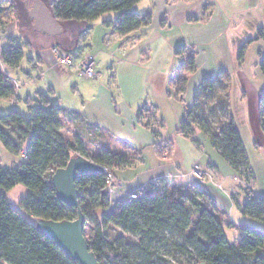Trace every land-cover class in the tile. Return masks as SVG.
<instances>
[{
  "label": "trees",
  "instance_id": "trees-1",
  "mask_svg": "<svg viewBox=\"0 0 264 264\" xmlns=\"http://www.w3.org/2000/svg\"><path fill=\"white\" fill-rule=\"evenodd\" d=\"M40 1L60 24H92L107 14L116 13L115 20L103 24L121 38L150 28L153 22L151 12L141 15L133 11L143 0ZM8 2L1 0L0 4ZM5 12L0 8V30L8 23ZM244 48L240 51V60H243ZM186 52V47L176 50L177 55ZM24 58L23 47L10 48L0 55L1 63L14 71L21 69ZM187 61L188 71L194 73L195 58L191 56ZM261 69L264 71V61ZM188 81L187 77L175 81L176 96H183ZM229 89V83L219 77L205 79L177 131L191 139L195 128L200 129L234 174L248 184L254 179L250 157L230 112L228 96L220 94L221 91L228 94ZM18 91L10 77L0 70V100L17 101ZM212 97L216 103L207 105ZM26 105L30 118L18 110L0 115V141L9 152L24 158V162L13 169L4 168L0 162V264H80L72 261L37 225L38 221L78 219V209L61 201L52 184L54 173L66 168L77 156L106 169L102 173L81 174L76 179L80 209L86 220L84 235L99 264H264V231L240 226V241L230 243L216 206L197 187L159 188V184L154 183L148 190L138 192L141 193L139 199L118 204L111 210L107 172L114 173L116 169L130 166L138 154L123 155L112 151L106 147L104 135L98 133L103 140L102 149L90 156L85 146L66 143L61 134L64 119L84 123L80 113L66 111L44 94L27 101ZM259 106L264 133V95ZM222 116L228 120H222ZM143 117L141 111L140 123ZM87 126L99 132L98 128ZM153 135L158 138L156 131ZM89 141L95 142L92 138ZM164 144L156 146L160 157ZM20 185L28 190L20 207L35 224L12 208L8 201L7 194ZM239 209L244 217L264 226V197L248 195Z\"/></svg>",
  "mask_w": 264,
  "mask_h": 264
},
{
  "label": "crops",
  "instance_id": "crops-1",
  "mask_svg": "<svg viewBox=\"0 0 264 264\" xmlns=\"http://www.w3.org/2000/svg\"><path fill=\"white\" fill-rule=\"evenodd\" d=\"M1 1V0H0ZM11 2V0H8ZM20 9L27 16L31 32L27 31L22 24V20L19 17L18 21L8 22L3 30H0V52L8 50L13 47H22L29 45V49L33 50L35 46L37 62L43 63L44 60L40 57V49L44 46H48L49 41L42 36H47L36 30L35 24L30 20L28 11L31 9L33 1L28 4L27 0H18ZM249 0H143L134 8H139L135 12L142 14L144 12H152L156 15L153 17V22L150 28L142 29L138 32L131 34L126 38L117 36L110 28L104 26L103 18L95 23L88 24L84 22H65L62 24V34L68 36V40L62 43L60 47L55 43H52L51 48L58 47L62 51L71 55L78 64L87 53V48L82 47V43L87 46L89 43V49L91 48L90 55H92L94 61L99 59L100 65L96 67L98 70V78L95 80H89L81 77L75 69H68L66 77L70 79L79 78V84L74 88L75 97H79L78 102L73 103L71 108H64L68 112H78L82 115L84 123L93 128H98L99 132L104 134L105 145L112 151L119 154L128 155L129 152L138 154L134 162L128 167H121L114 170L115 183L113 189L109 191L111 200V210L118 205L128 203L129 195L132 193L140 192L142 190H148L152 184L158 183L159 188H162L165 184L187 186L186 175L191 172L194 163H200L202 166H206L214 171L219 177L218 167L212 161L204 160L203 156L198 155L196 152H191V161H187V158L178 156L177 145L169 147L168 150H173L171 158L164 154L163 157L158 156L155 147L163 141L161 134L158 133V138L153 135L154 127L157 120L156 108L148 105V102H142L138 99V92L134 87V74L133 68L139 63L148 65L150 61V49L147 41V35L153 30L168 29L174 26L189 27L200 24L204 26L215 28V32L212 29L213 37L218 35L216 32H220L219 35L227 36V43L231 44V35H234L235 42L239 50L245 46V53L243 64L239 62V68L233 72L236 76V80L233 81L232 74L229 70H225L221 73L228 76L226 82L229 83L230 94L234 88H240L242 95V102L232 105V115L237 124L240 135L244 139L248 155L249 149L253 156L250 157L251 170L254 174V179L251 182L253 186V194L255 196L264 197V133L261 130L260 125V100L264 95V71L261 69V64L264 61V10L257 19H254L251 24L244 25V38L238 39L240 35L231 32V28L241 27V22L238 20L243 17L244 14H250L249 5L246 4ZM231 2L238 4L242 2L245 9L240 8V11H236L237 7L234 6L232 11L229 10ZM259 7H264V0H257ZM30 3V2H29ZM251 3V2H249ZM257 4V3H256ZM239 5V4H238ZM3 10L9 12V7L3 5ZM260 8H254L253 11ZM5 12V13H6ZM27 25V27H29ZM249 26V27H248ZM100 28V29H99ZM221 28V29H220ZM220 29V30H219ZM253 31V34H251ZM98 33L99 39L95 40ZM86 37V39H83ZM210 37L211 39H214ZM230 37V39H229ZM58 38V37H56ZM55 39V38H54ZM74 40V41H73ZM93 45V46H90ZM209 44L211 49L218 52L216 40H211ZM189 56L195 57L196 72L189 77L188 85L184 93L183 109L186 116V108H191L195 101V95L200 85L205 79H214L219 77L222 79V74L218 76V69L210 67L211 57L206 55L204 50L198 51L195 46L186 45ZM95 49L97 54L92 52ZM35 51V50H34ZM215 53V52H214ZM254 57V61L248 66V60ZM217 59L221 57L215 53ZM49 62L54 60V65L61 66L54 55H50ZM181 57V56H179ZM240 57V52H239ZM102 59V61L100 60ZM182 61L184 59L181 57ZM263 60V61H262ZM36 60L31 58V64L36 66ZM96 65V64H95ZM183 65V64H182ZM4 66V65H3ZM105 66V67H104ZM212 66V65H211ZM102 67V71L101 68ZM215 67V66H214ZM217 67V65H216ZM106 68L107 71H104ZM0 69L10 77L12 82L20 81L23 86L19 89V101L25 102L36 99L42 92L36 91L33 96L29 92L20 94V90L24 87L34 85L41 80H36L33 83L27 84L26 78H37L39 75H44V79L48 78L45 73L41 72L38 75H33L26 70H22V78H16L14 76L15 71L11 68L0 65ZM52 66L47 69V72H52ZM19 71V70H18ZM101 71V73H100ZM182 71V66L180 68ZM53 80H47L46 84L52 85L49 92L54 93L56 87L57 76L54 75ZM69 76V77H68ZM84 79L87 84L83 83ZM55 80V81H54ZM48 82V83H47ZM234 82H236L234 84ZM238 83V84H237ZM41 84V83H40ZM163 92V89L160 91ZM187 99V101H186ZM1 102V101H0ZM241 102V103H240ZM2 104V103H0ZM70 105V104H69ZM76 105V106H75ZM148 106L147 109H144ZM242 107V109H241ZM238 108V109H237ZM244 110V116L241 120L240 111ZM149 110L148 114L143 117L141 123L138 120L139 113L141 111ZM153 114V115H152ZM185 117H177V125L180 124ZM243 122V124H240ZM148 123L150 125H148ZM159 123V121H158ZM159 124L164 126L163 121ZM242 128V130H241ZM244 131V136L242 134ZM200 146L199 144H197ZM167 146L162 145V149ZM249 147V148H248ZM102 149V147H101ZM100 149V151H101ZM194 150V149H193ZM192 151V150H191ZM160 181H165L161 182ZM203 190L210 198L212 203L218 208V210L226 218V225L229 223L238 226H248L261 231H264V226L255 222L254 220L244 217L241 214L238 204L242 205L246 202L247 196H244V200H237L235 193L230 190L218 189L213 183L203 182L202 180L195 179L192 183ZM235 196L234 199L232 197ZM237 199V198H236ZM243 201V202H242ZM230 220V221H229ZM229 221V223L227 222ZM228 223V224H227ZM225 224V223H224Z\"/></svg>",
  "mask_w": 264,
  "mask_h": 264
},
{
  "label": "rangeland",
  "instance_id": "rangeland-1",
  "mask_svg": "<svg viewBox=\"0 0 264 264\" xmlns=\"http://www.w3.org/2000/svg\"><path fill=\"white\" fill-rule=\"evenodd\" d=\"M8 1V0H7ZM31 1L33 0H27L28 4H31ZM217 1V0H216ZM251 2V3H249ZM22 2H18V0H11L9 1L6 5L9 7V12L5 13V20H8V22L11 21H18V18L20 17L22 20V24L25 26L27 31L31 32V27L29 26L27 16L24 15V12L20 9V4ZM257 3V4H256ZM239 4V5H238ZM235 4L231 2L229 5V10L232 11L234 6L237 7L236 11H240V8L245 9L244 5L242 2ZM246 4L249 5V10L250 14H244L241 19L239 18L238 20L241 22V27L239 28H231V32H235V34L240 35L238 39H243L244 38V25L245 28L247 27V24H251V22L254 19H257L258 14L260 15L263 13L264 7H259V2L257 0H249ZM231 6V7H230ZM0 8H3V5L0 4ZM260 8L259 10L253 11V9ZM139 8H134L133 11L138 10ZM147 12L142 13L141 15L146 14ZM152 13V12H151ZM153 14V13H152ZM156 14H153V17ZM117 17L116 13H110L107 14L103 17V20L105 21H113ZM27 25L29 27H27ZM205 24H200L199 26L196 25L194 27L189 26V27H180V26H174L171 29H160V30H153V32L148 33L147 35V41L150 49V61L148 62V65H145L144 63H139L137 64L136 67L133 68V73L134 77V87L136 88L135 90L138 92V99L142 102L147 103L150 106H153L156 108L157 112V120L159 123L163 121V125L157 123L153 125L154 130L159 132L161 134V137L163 138V143H169L166 144L162 151H163V156L164 154L170 155V151L168 150L169 147H173V145H177L176 147L180 149V152H178V156L182 159L183 155L184 157L187 158V161H191V156L193 152H196L198 155L203 156L204 160L206 161H212L219 169V173L221 174V177H219L212 169L202 166L200 163H194L192 166L191 172L188 174L189 176L192 177V181L188 182L187 186H193L192 183L196 179V177L193 175L195 172L193 170L194 166H197L199 168L200 172L204 174L202 181L203 182H210L213 183L218 189L222 190H227L230 192L235 193V196L232 197L234 199V202H237V200H244V196L248 195L255 196L253 194V186L252 183L246 184L241 180L238 176H236L232 170V168L229 166V164L217 153V151L212 147L210 140L208 137L203 134V132L195 128V133L193 135V138H185L184 136L180 135L177 131L179 124L177 125V117H185V111L183 109V101L184 94L182 97H178L174 94L175 92V81L179 78H185L191 77L194 73H190L188 71V62L187 59L191 56H189L188 49L187 52L182 54V55H177L176 50L182 47H187L186 45L189 43V46H195L198 51L204 50L206 52V55L211 57L212 61H209L210 63H214L210 65V67L217 68L218 71V76L222 74V80L226 82L228 76L225 74L221 73L225 70H229L230 73L233 75L234 71L236 68H239V62L241 61L243 64V60H240L239 58V47H237V44L235 42V37L234 35H231V44L229 45L227 43V36L225 35H219L220 32L216 30L218 35L213 37V32H215V28L210 27L212 31L208 30L210 29L209 26L205 27ZM249 27V26H248ZM100 29V28H99ZM221 29V28H220ZM219 29V30H220ZM96 32L94 33V35ZM251 34H253V31H251ZM44 39L49 41L48 46H44L40 49V57L44 60V62L41 64L37 62V55L36 51H38L37 47L33 48V50L29 49V45H24L21 43V46L24 49L25 53V58L22 62L21 69L18 71H15L14 76L16 78H22L21 75L23 73L22 70H26L30 72L33 75H38L39 73L43 72L45 75L48 77L47 79H44V75H39L37 78H31L27 77L26 82L27 84H31L36 80H41L38 83L24 87L20 90V94H25V92H29L30 95L33 96L36 91L45 93L53 102V104L60 105L62 108H71L73 103L78 102L79 103V97H75L74 95V88L79 84L77 79H70L66 77V72L68 69H72L70 67L64 66H56L54 65V60H51L49 62V55H53L52 53V48L51 45L52 43H55L56 45H59L64 49L61 44L65 41L68 40V36L64 34L63 37H58V38H51L49 36H42ZM210 37H213L214 39L211 40H216L217 46L218 47V52L214 51L211 49V45L209 44ZM83 39H86L84 37ZM99 35L98 33L96 34L95 40L98 41ZM230 39V37H229ZM74 41V40H73ZM82 43L83 48H87V53L85 54V57L91 56L89 52H91V48L89 49V43ZM90 46H93L90 44ZM245 47V46H244ZM244 48V53H245ZM35 50V51H34ZM92 52L97 54L95 49H92ZM217 53L221 59H217V56L215 53ZM2 52H0L1 55ZM181 56L184 61H182ZM196 56V54H194ZM193 56V57H194ZM31 58L35 59L36 66H33L31 64ZM195 58V57H194ZM244 59V56H243ZM83 60V59H82ZM81 60V61H82ZM102 61V59H100ZM239 61V62H238ZM254 61V57L252 54V58L248 60V66ZM263 61V60H262ZM96 66L98 67L100 65L99 59L95 61ZM183 64V65H182ZM0 65L4 67L5 65L1 63ZM4 65V66H3ZM217 65V67H216ZM52 66V72L49 73L47 72V69ZM182 66V71H180V68ZM215 66V67H214ZM105 67V66H104ZM102 71V67L100 68ZM1 70V69H0ZM98 70V68L96 69ZM104 71H107L106 68H103ZM2 71V70H1ZM99 71V70H98ZM100 71V73H101ZM103 72V71H102ZM98 73V72H97ZM56 75L57 79H60L56 82V87L54 93H50V87L52 85L46 84L47 80H53ZM69 77V76H68ZM43 78V79H42ZM98 78V74L96 76ZM233 81L236 80V76H232ZM55 81V80H54ZM11 83L15 85V87L19 90L21 87L26 86L25 84H22L20 81H14ZM41 83V84H40ZM48 83V82H47ZM87 84L86 80L84 79V82ZM236 82H234L235 84ZM238 84V83H237ZM163 89V92H160ZM221 91V90H220ZM220 94H223V96L227 95L228 96V103H229V108L230 112L232 114V105L235 106L237 102L242 100V95L240 92V88H234L233 92L230 94H227V91L224 93V91H221ZM2 104H0V115H8L14 110H18L21 114H23L25 117L30 118V112H29V107L25 104V102L22 101H13V100H0ZM187 101V99H186ZM242 102V101H241ZM240 102V103H241ZM195 103V101H194ZM216 103L215 97H212L211 99L207 100V105H214ZM70 104V105H69ZM81 104V102L79 103ZM194 105V104H193ZM76 106V105H75ZM34 108H37L34 106ZM186 112L190 109L185 105ZM238 109V108H237ZM242 109V107H241ZM240 109V110H241ZM148 110L144 111V116L150 115L148 114ZM151 113V111H150ZM244 116V110L240 111V119L242 120ZM234 118V117H233ZM222 120L227 121L228 118L222 116ZM235 121V119H234ZM236 123V122H235ZM240 124H243V122H240ZM242 130V128H241ZM100 132H96V130L90 129L87 125L84 123H81L79 121L73 122L72 120L69 119H64V129L62 130L61 134L63 136V139L66 143L69 144H81L86 147V150L88 151L90 156H95L100 152L101 149V143L103 140L100 138L101 136L98 135ZM101 134V133H100ZM242 134L244 136V131H242ZM101 135H104L103 133ZM92 138L94 139L95 142L92 141V143L89 141V139ZM105 140V137H104ZM244 140V139H243ZM171 143V144H170ZM199 144L200 146H198ZM246 147V146H245ZM249 148V147H248ZM156 149V147H155ZM194 149V150H193ZM192 150V151H191ZM192 152V153H191ZM249 156H253L250 152L249 149ZM75 155V154H74ZM128 155H136L134 152H129ZM76 156V155H75ZM159 156V154H158ZM162 156V157H163ZM172 156V154H171ZM169 157V156H168ZM0 162L1 165L4 168L7 169H13L19 167L23 162L24 158L22 157L21 154L15 155L9 152L5 146L2 144L0 141ZM108 174H111L113 176V183L110 188L107 191H111L113 189L114 183H115V176L114 173L107 172ZM199 177V176H198ZM172 185L171 184H165L162 187L164 188H170ZM198 188V187H197ZM200 189V188H199ZM1 192V191H0ZM138 193V192H137ZM28 190L24 186H17L14 188L12 191H10L7 194L8 201L10 202V205L12 208L15 210L19 211L24 217L31 222L32 224H35V220L28 216L25 212L20 207V202L27 196ZM129 195V199H131V196ZM138 195L141 197V193H138ZM212 202V201H211ZM243 202V201H242ZM238 208H239V203H237ZM244 204V203H243ZM242 204V205H243ZM214 205V204H213ZM215 206V205H214ZM218 215L223 219L225 223V233H226V238L227 240L232 243V244H237L240 241L241 234H240V226L236 227L234 224L229 223V226L226 225V218L221 212L218 210L216 207ZM227 223V224H228Z\"/></svg>",
  "mask_w": 264,
  "mask_h": 264
},
{
  "label": "water",
  "instance_id": "water-1",
  "mask_svg": "<svg viewBox=\"0 0 264 264\" xmlns=\"http://www.w3.org/2000/svg\"><path fill=\"white\" fill-rule=\"evenodd\" d=\"M28 16L35 24V28L51 38L62 34V24L53 16L44 2L34 0ZM105 172V169L90 160L77 156L71 159L64 169L57 170L52 177V184L61 201L78 209V219L74 221H38L39 230L51 238L55 244L74 262L80 264H99L95 255L90 252L84 235L86 220L79 203V192L76 179L81 174H95Z\"/></svg>",
  "mask_w": 264,
  "mask_h": 264
},
{
  "label": "built area",
  "instance_id": "built-area-1",
  "mask_svg": "<svg viewBox=\"0 0 264 264\" xmlns=\"http://www.w3.org/2000/svg\"><path fill=\"white\" fill-rule=\"evenodd\" d=\"M52 53L60 65L75 69L78 72V74L83 78H86L89 80H95L96 79V76L98 73L96 72V67H95L96 65H95V61H94L93 57H91V56L84 57L82 61H80L78 64H76L75 60L73 59V57L71 55L62 51L58 47H54L52 49ZM193 170L195 171L193 173V175L196 177V179L202 180L204 174L202 172H200L199 168H197V166H194ZM105 172H106V169H105ZM185 178L189 182L192 181V177L189 175H186ZM112 183H113V176L111 174H108L107 175V186H108L107 190L108 189L110 190ZM139 198H140V196L136 192V193H133V195L131 196V199H129V200H136Z\"/></svg>",
  "mask_w": 264,
  "mask_h": 264
}]
</instances>
